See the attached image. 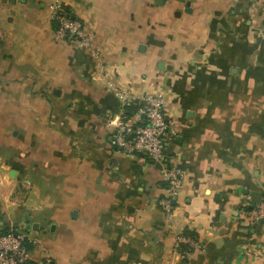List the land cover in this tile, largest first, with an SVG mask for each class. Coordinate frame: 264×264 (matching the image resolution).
<instances>
[{"label":"crops","instance_id":"crops-1","mask_svg":"<svg viewBox=\"0 0 264 264\" xmlns=\"http://www.w3.org/2000/svg\"><path fill=\"white\" fill-rule=\"evenodd\" d=\"M55 1L101 63L54 38ZM108 83L137 110L163 96V164L111 145ZM164 165L183 175L169 216ZM250 194L264 203V0H0V225L31 263L264 264ZM185 231L202 250L174 252Z\"/></svg>","mask_w":264,"mask_h":264},{"label":"built area","instance_id":"built-area-1","mask_svg":"<svg viewBox=\"0 0 264 264\" xmlns=\"http://www.w3.org/2000/svg\"><path fill=\"white\" fill-rule=\"evenodd\" d=\"M60 4L55 1L50 5V19L54 25V38L68 40L73 45L85 49L89 55L99 63L102 55L92 46V39L85 34L81 24L64 14ZM100 68V64L98 65ZM106 91L118 98L123 107L127 106L128 93L117 89L113 84L106 85ZM174 130L165 111V101L161 94L147 97L133 115L127 117L122 113L114 125L111 136V145L124 155L145 154L155 163L165 162L166 145L174 136ZM182 171L174 165H164L162 171L163 194L158 201V206L166 216L174 209V204L182 182ZM245 224L256 226L260 222L264 226V203L253 207L245 213ZM27 236L23 232H9L0 236V264H26L31 262L28 250ZM33 243V242H32ZM186 246L187 251L179 252L180 246ZM193 250H202L197 241L190 236L180 234L174 244V252L182 256L188 255ZM42 264H53L48 252H43Z\"/></svg>","mask_w":264,"mask_h":264},{"label":"trees","instance_id":"trees-1","mask_svg":"<svg viewBox=\"0 0 264 264\" xmlns=\"http://www.w3.org/2000/svg\"><path fill=\"white\" fill-rule=\"evenodd\" d=\"M53 25H55V24H53ZM124 110H125L124 115L127 116V117H130L131 115H133L137 111V109H133L130 105L125 106ZM11 232L15 233L16 230H12ZM6 233H9V231L8 232H3V234H6ZM184 235L190 236V237H192L194 239V235L190 231H185ZM187 250L188 249H187L186 246L181 245L179 252H183V251H187ZM26 264H33V263L28 262Z\"/></svg>","mask_w":264,"mask_h":264},{"label":"water","instance_id":"water-1","mask_svg":"<svg viewBox=\"0 0 264 264\" xmlns=\"http://www.w3.org/2000/svg\"><path fill=\"white\" fill-rule=\"evenodd\" d=\"M255 196L257 197V199L254 198ZM250 197H251V205L249 206L248 210H252L254 206L261 203V200L259 198L260 196L258 194H250ZM3 221L6 222V219L4 218ZM260 225H263V224L260 222ZM27 229L30 230L29 226H27ZM33 230H37V226H33ZM1 235H2V232H0V236Z\"/></svg>","mask_w":264,"mask_h":264},{"label":"rangeland","instance_id":"rangeland-1","mask_svg":"<svg viewBox=\"0 0 264 264\" xmlns=\"http://www.w3.org/2000/svg\"><path fill=\"white\" fill-rule=\"evenodd\" d=\"M0 222H4V221H2L1 219H0ZM7 222V221H6ZM12 230H14V228L13 227H11V226H9L7 223H5L4 225H0V231L1 232H11ZM17 232H23V233H25L24 232V230H22V229H20V230H16V232L15 233H17Z\"/></svg>","mask_w":264,"mask_h":264},{"label":"flooded vegetation","instance_id":"flooded-vegetation-1","mask_svg":"<svg viewBox=\"0 0 264 264\" xmlns=\"http://www.w3.org/2000/svg\"><path fill=\"white\" fill-rule=\"evenodd\" d=\"M1 232V231H0ZM2 234H3V232H2Z\"/></svg>","mask_w":264,"mask_h":264}]
</instances>
